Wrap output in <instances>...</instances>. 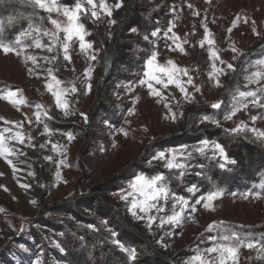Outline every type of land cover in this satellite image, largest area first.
<instances>
[{
  "label": "rangeland",
  "instance_id": "obj_1",
  "mask_svg": "<svg viewBox=\"0 0 264 264\" xmlns=\"http://www.w3.org/2000/svg\"><path fill=\"white\" fill-rule=\"evenodd\" d=\"M116 2L106 0L112 13L108 16L100 9V0H96L95 10L99 16L109 17L105 27L108 38L124 16L130 0H120L122 6L119 8L115 6ZM84 6L91 13V6L86 3ZM40 12L46 18V27L39 31L31 30L27 32L29 35L21 38L32 41L28 47L8 53L0 50V81L9 84V90L17 92L18 97L25 101L13 106L0 100V131L10 129L4 133L5 142L15 150L8 157L11 165L0 157V247L11 237L16 241L23 237L30 240V224L42 208L58 205L74 193L84 194L104 179L119 173L138 160L154 140L183 133L189 125L194 129L190 131L193 134L213 127L233 132L232 129L238 126L245 129L240 132H247L252 137L259 138L250 129L264 132V63H258L264 61V54L241 65L245 57L264 44V0H191L185 5L172 6L174 18L169 27L172 31L169 32L168 28L157 31V36H149L155 43L159 40L165 42L162 51L155 54L154 61V74L162 83L148 81L145 74L141 80L151 83L160 96L153 95L148 84L141 81L136 85L117 84L108 88L110 103L120 105L125 100L132 102L119 127L101 119L93 123L89 120L103 68L99 51L94 46L81 51L78 41L73 38L68 49L70 61L65 60V34L60 31L58 39H53L45 36L44 32H57L49 17L59 21L61 27L67 26L66 17L55 11L49 14L40 9ZM206 37L214 44L209 45ZM37 38L44 47L34 46ZM49 47L51 51H48ZM210 49L218 53L219 59L210 57ZM93 56L95 59H92ZM169 61L187 70V76L180 74L179 77L186 95L175 84L165 87L167 75L159 69H170ZM229 64L232 68L227 67ZM213 65L220 71L213 73ZM240 67L243 68L241 73ZM147 71L146 63L145 73ZM238 71L236 87L228 89ZM256 72L261 73L259 79L252 76ZM52 76L61 81L62 88L77 89L63 97L69 104L67 112L58 108L55 97L48 91V84L54 86ZM189 78L191 85L187 84ZM88 85L91 86L90 91ZM241 91H255L256 96L241 98ZM224 101L230 108L226 111L227 115L235 112L231 119L211 122L201 118L199 122L191 121L196 106L215 103L222 106ZM252 117H257L255 122ZM64 127L68 130L64 131ZM85 127L87 131L84 132ZM16 132L25 137L22 144L11 138ZM68 134L72 135L71 140ZM53 145H56L55 149ZM200 146L197 143L160 152L169 154L183 147L187 158L189 154H200L195 151ZM82 148L86 149L84 156H81ZM216 154L226 162L219 152ZM154 157L147 163L148 167L159 166L168 170L165 165L169 156L163 160ZM135 177L126 182L122 190L101 193L100 197L105 204L116 207L125 222L145 234L156 251L168 260L176 264H195L193 258L201 255L205 260L218 264V253H208L206 249L222 243L233 244L234 241L225 242L221 236L235 233L243 238L245 245L248 242L255 245L252 249L240 246L236 264H264L263 242L254 241L252 237H245L235 230L264 226V195L222 189V196L214 201L211 210L205 209L202 203H195L197 199L188 200L189 206L183 209L180 223L168 224L162 221L181 211L179 205L175 209L172 207L171 198L167 202H156V208L147 214L136 209L134 217L129 211L133 200L143 199L130 187ZM160 207L164 211H157ZM81 212L92 216L84 210ZM148 216L156 217L151 227ZM61 217L65 216H46L51 221ZM37 230L50 247L58 249V244L50 237V229L37 227ZM19 248L22 252L27 251L23 245ZM184 250L193 254L180 257ZM29 264H43V259H31ZM228 264L232 261L229 260Z\"/></svg>",
  "mask_w": 264,
  "mask_h": 264
},
{
  "label": "trees",
  "instance_id": "obj_2",
  "mask_svg": "<svg viewBox=\"0 0 264 264\" xmlns=\"http://www.w3.org/2000/svg\"><path fill=\"white\" fill-rule=\"evenodd\" d=\"M190 1L130 0L111 38L105 34V27L109 23L108 16L95 20L90 13L81 14V22L89 33L87 41L93 44L103 58L101 77L89 111V120L92 123L101 119L114 127L121 125L124 113L131 108L132 102L125 100L120 105L110 103L108 88L117 84L136 85L143 79L147 60L152 54L161 52L165 46L164 40L155 43L149 36L153 31L162 32L170 27L174 18L172 6L185 5ZM60 2L74 6L73 0ZM10 18H14L13 23H9ZM0 22H3L0 40L12 49L28 47L32 43L31 40H22L21 32L27 33L46 27V18L40 9L22 0H2ZM17 38L19 43L16 42ZM263 54L264 44L245 57L241 65ZM242 69L239 68L240 73ZM238 73L239 71L234 75L228 89L236 87ZM9 89V84L0 81V92ZM227 109L230 108L225 101L219 109L198 105L191 114V121L199 122L201 118L207 117L211 122H219L228 114ZM86 128L84 132L87 131ZM191 128L192 125H189L183 133L152 141L138 160L84 194L74 193L58 205L42 208L30 224V240L23 237L16 241L11 237L0 247V264H29L31 259L39 257L43 259V264H176L157 252L152 241L145 234L130 227L121 212L116 207L105 204L100 194L120 191L126 182L138 175L151 178L162 174L168 178L167 184L171 193L184 196L187 200L199 199L207 191L217 188L264 195V139L252 137L247 132H229L221 127L193 134L190 131L194 129ZM67 130L68 128L64 127V131ZM202 140L221 144L228 161L235 163L224 162L216 153L208 151L206 154L195 153L185 158L183 163L188 167L183 170V176L177 170L147 166L158 151L197 144ZM85 154L86 149L82 148L81 156ZM221 164H224V168L220 167ZM193 184L198 186L195 195L186 191V188ZM81 210L91 213L92 216L82 213ZM48 214L65 217L51 221L46 218ZM37 227L52 231L50 237L58 244V249L48 245ZM235 230L264 244V226ZM115 240H119L128 248H135L138 258L131 260L127 253L113 243ZM22 245L27 248L26 252L20 250ZM189 251L184 250L179 256L189 257L193 254Z\"/></svg>",
  "mask_w": 264,
  "mask_h": 264
},
{
  "label": "snow or ice",
  "instance_id": "obj_3",
  "mask_svg": "<svg viewBox=\"0 0 264 264\" xmlns=\"http://www.w3.org/2000/svg\"><path fill=\"white\" fill-rule=\"evenodd\" d=\"M2 2V0H0ZM22 2H26L30 5H33L35 7H38L39 9L51 14L52 12L62 13L64 17H66L68 24L65 27H61V24L56 19H52L49 17V22L56 26L57 32L55 33H48L44 32L45 36H51L53 39H58V32L62 31L64 35V41H63V53H64V59L70 61L69 56V42L75 38L78 41V47L81 51L91 49L93 45L87 41L86 37L89 35V33L86 31L84 23L81 22V14L84 13L87 15L88 9L85 8L84 4L91 6L92 11L90 13L91 17L95 20H99L100 16L99 13L95 10L96 0H73L74 6H69L68 4L61 3L60 0H22ZM115 6L117 8L122 6V3L120 0H117L115 3ZM99 7L101 10L105 12L106 15L111 16V10L107 7L106 0H100ZM239 19V18H237ZM14 18L9 19V23H13ZM114 23V21H113ZM31 27V25H29ZM3 31V22H0V33ZM35 31H39V29H36ZM135 31V29H133ZM169 32L172 31L171 28L168 29ZM231 31V29H229ZM21 36L29 35V33L21 32ZM152 36H157L158 33L156 31H153L151 33ZM167 35V34H165ZM147 40L148 37H145ZM206 41L209 45L214 44V41L212 39H207ZM17 43H19V38H17ZM34 46L37 48H42L44 45H42L41 41L37 38L34 40ZM0 50H3L5 53L11 52L13 49L10 45H5L2 40H0ZM52 48L49 47L48 51H51ZM181 52H183V49H180ZM235 51V49H233ZM210 57L214 59H219L218 53L210 49ZM28 59H35L34 57H28ZM92 59H95L93 56ZM156 60V55L152 54L151 58L147 60V67L149 71L145 73V75L148 77V81L154 80L157 84L162 83L161 79L154 74V61ZM258 63H264V61L258 62ZM169 64H171V68H161L159 71L164 72L167 75V84H165V87H167L168 84H175L181 93H186V89L182 86V81L179 78L180 74H183L184 76L188 75V72L186 69H182L177 67L172 61H169ZM228 68H232V65L229 64L227 66ZM220 71L213 65V73ZM51 76V72L49 73ZM253 77L259 79L261 77V73L256 72L252 74ZM54 81L53 84H48L47 88L48 91L52 93V95L55 97V102L58 108L65 110L67 112L69 108V104L66 99H63L69 91L76 92L77 89L75 87H72L71 89L68 88H62L61 87V81L57 79L55 76L51 77ZM148 81H141L142 84L147 83L149 89L152 91L153 95L160 96V93L156 91L151 83H148ZM187 84L191 85L192 80L189 78L187 80ZM91 86L88 85V90L90 91ZM256 92L255 91H241L239 92V97L241 98H247V97H255ZM0 100L6 101L13 106H18L21 103H24L22 99H20L17 95V92L14 91H7V92H0ZM255 102V101H254ZM246 107V105H244ZM39 107V106H37ZM211 107L213 109H219L221 107L220 103L212 104ZM235 115V112L233 111L230 115H227L226 119H231V116ZM37 118L39 119V113H37ZM207 119V117H205ZM257 117H252L253 122ZM6 123H8L6 121ZM245 129L242 127H237L236 129H232L233 132H240L244 131ZM253 133H255L259 138L264 139V132H257L256 129H250ZM10 129L4 128L2 131H0V157H3L9 165L12 164V161L8 159V157L12 154H14V149L8 147L5 142V136L4 133L9 132ZM127 133L125 132L124 135ZM12 139L18 141L19 143H23L25 137L21 132H16L11 137ZM73 137L71 134H68V139L71 140ZM201 146L195 149L196 152L200 154H206L209 150L213 151L215 154L216 152H219L221 156L225 159L226 162L235 163V161H228L227 155L224 151V148L219 143H212L210 147V142L207 140H202L200 142ZM53 148H56V145H53ZM191 154H189L190 156ZM166 156H169L170 158L167 159L166 162V168L168 170H177L179 171V174L183 176L184 169L188 167L187 164L183 163L184 159L186 158L184 155V149L182 147L181 150H172L171 153L166 154L164 152H160L157 154L154 159H165ZM50 159V158H48ZM221 168H224V164L220 165ZM199 175V173H197ZM167 179L162 174H157L151 178H147L144 175H138L135 177V180L130 184L131 189L133 192L139 193L143 199L141 200H133L131 203V207L129 208V211L132 213V215L135 217L137 215L136 209H139L140 212H143L147 214L151 209L156 208V202L160 200H164L167 202L170 198L173 200L172 207L175 209L177 205L181 207V211L174 212L171 216H169L166 220L162 221V223H168V224H179L182 219V213L183 209L189 206V201L184 197L176 193H171L170 188L167 184ZM22 187H28L26 185H22ZM187 193L195 195V193L198 191V186L193 184L186 188ZM222 191L220 189H214L207 191L206 194H203L195 201V203H202L203 207L205 209L211 210L213 207V203L216 199H218L220 196H222ZM131 195V193H130ZM122 199H126V197H122ZM157 211H164L163 207L157 208ZM148 225L149 227L152 226L154 220H156V217L148 216ZM113 235H115L113 233ZM221 239L225 242L232 240L234 241L233 244L228 243H222L214 247H209L206 249L208 253H218V264H228V261L231 260L232 264H236L237 257H238V251L240 246H246L249 249H252L255 247V245L252 242H248L246 245L244 244L243 238H241L239 235L232 233L231 236L223 235L221 236ZM115 245H117L121 251L128 254L129 258L131 260L136 259V249L135 248H128L123 243H121L119 240L113 241ZM195 264H213L212 261L205 260L201 255H196L194 258Z\"/></svg>",
  "mask_w": 264,
  "mask_h": 264
}]
</instances>
